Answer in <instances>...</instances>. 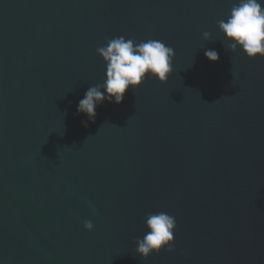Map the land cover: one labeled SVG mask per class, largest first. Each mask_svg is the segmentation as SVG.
Instances as JSON below:
<instances>
[{"label":"water","instance_id":"obj_1","mask_svg":"<svg viewBox=\"0 0 264 264\" xmlns=\"http://www.w3.org/2000/svg\"><path fill=\"white\" fill-rule=\"evenodd\" d=\"M237 2L0 0V264H264V57L217 27ZM118 36L171 47L172 71L84 127ZM160 211L174 250L141 258Z\"/></svg>","mask_w":264,"mask_h":264},{"label":"clouds","instance_id":"obj_2","mask_svg":"<svg viewBox=\"0 0 264 264\" xmlns=\"http://www.w3.org/2000/svg\"><path fill=\"white\" fill-rule=\"evenodd\" d=\"M262 4L264 0H238L226 14V20L217 21V27L224 36L221 42L228 50L239 48L248 58H255L257 54L264 57ZM202 37L208 40L210 33L204 31ZM96 53L105 63V79L102 84L89 87L78 101L77 113H84L87 117L81 121L84 127L88 126V121L95 120V109L101 103L107 101L119 104L129 86L134 92L146 76L164 83L172 71L174 50L157 39L137 42L124 36L113 37L106 45L97 47ZM204 55L209 61L219 59L215 50H205ZM144 223L147 232L142 239H136L135 247V252L141 258H147L150 253H159L162 247L168 252L174 250L171 242L176 221L173 216L163 211L151 213L146 216ZM83 226L91 230L93 223L85 220Z\"/></svg>","mask_w":264,"mask_h":264}]
</instances>
